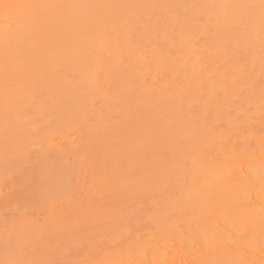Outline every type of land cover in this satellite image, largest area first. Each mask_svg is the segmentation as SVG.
<instances>
[{"label":"bare ground","instance_id":"obj_1","mask_svg":"<svg viewBox=\"0 0 264 264\" xmlns=\"http://www.w3.org/2000/svg\"><path fill=\"white\" fill-rule=\"evenodd\" d=\"M5 3L0 264H264L259 0Z\"/></svg>","mask_w":264,"mask_h":264},{"label":"snow or ice","instance_id":"obj_2","mask_svg":"<svg viewBox=\"0 0 264 264\" xmlns=\"http://www.w3.org/2000/svg\"><path fill=\"white\" fill-rule=\"evenodd\" d=\"M13 7H16V6L6 4V3L0 5V8H2L4 10L3 14H2V16H0V18L7 21V23L5 24V27L8 29H10L12 27V18L9 15L8 10L13 8ZM259 8L261 11V23H262V26H264V0H259ZM248 238H249V240L253 239L251 233H249ZM261 245H262V247H264V227H262ZM5 264H31V262H21V261L11 260V261L5 262Z\"/></svg>","mask_w":264,"mask_h":264},{"label":"rangeland","instance_id":"obj_3","mask_svg":"<svg viewBox=\"0 0 264 264\" xmlns=\"http://www.w3.org/2000/svg\"><path fill=\"white\" fill-rule=\"evenodd\" d=\"M2 237H3V235H2ZM2 237H1V238H2ZM4 237H5V236H4ZM4 237H3V238H4ZM1 241H2V240H1Z\"/></svg>","mask_w":264,"mask_h":264}]
</instances>
